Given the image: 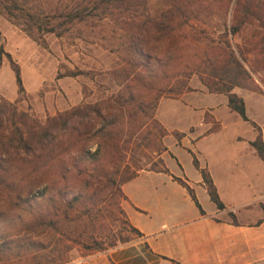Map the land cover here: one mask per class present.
<instances>
[{
	"label": "trees",
	"instance_id": "obj_1",
	"mask_svg": "<svg viewBox=\"0 0 264 264\" xmlns=\"http://www.w3.org/2000/svg\"><path fill=\"white\" fill-rule=\"evenodd\" d=\"M158 1L0 0V14L42 48L46 35L62 38L88 20L105 22L118 41L111 52L122 62L108 71L118 85L114 94L43 122L18 110L17 102L0 99V264H66L74 250L87 255L142 238L121 207L127 200L122 186L141 171L171 174L160 155L149 168L135 159L136 150L142 153L135 141L149 126L167 136L155 118L159 101L191 91L194 74L253 127L256 137L249 144L264 162L261 129L233 92L264 95V0H234L232 18L227 23L222 15L220 30L183 27L203 18L210 0ZM213 1L222 7L223 1ZM250 25H255L251 35H243ZM229 35H242L243 45L234 49ZM7 57L21 101L20 72ZM91 73L64 69L56 78ZM184 135L175 133L177 142ZM191 155L210 201L223 209L207 169ZM171 177L200 208L194 189Z\"/></svg>",
	"mask_w": 264,
	"mask_h": 264
},
{
	"label": "crops",
	"instance_id": "obj_2",
	"mask_svg": "<svg viewBox=\"0 0 264 264\" xmlns=\"http://www.w3.org/2000/svg\"><path fill=\"white\" fill-rule=\"evenodd\" d=\"M234 92L243 100L250 121L258 122L248 116L246 98L258 104V115L264 121V95L248 90L234 89ZM210 95L224 97V102L222 98L219 105L201 108L189 105L190 111L201 112L198 121L178 129L185 135L179 142L166 145L161 157L164 166L168 158L176 162V172L166 168L172 176L182 178L194 189L200 208L177 181L175 191L129 190V184L141 176L158 174L141 171L122 186L127 199L122 202V209L130 224L142 233V238L104 252L71 258L67 264H264V203L261 201L264 162L249 144L255 138L235 132L239 123L246 122L228 108L226 97L210 93L204 96ZM221 108L238 117L233 115L235 123L222 122L217 114ZM206 114L208 120H204ZM214 123L218 129L207 133ZM257 125L262 128L264 142V125L260 122ZM227 129L233 134L231 141L236 143L223 145L222 135ZM174 147H177V155ZM181 151L186 152L189 161L184 160ZM191 153L199 167L207 169L223 209H217L210 201L201 175L193 167ZM189 164L193 170L187 168ZM171 175L167 177L174 182Z\"/></svg>",
	"mask_w": 264,
	"mask_h": 264
},
{
	"label": "rangeland",
	"instance_id": "obj_3",
	"mask_svg": "<svg viewBox=\"0 0 264 264\" xmlns=\"http://www.w3.org/2000/svg\"><path fill=\"white\" fill-rule=\"evenodd\" d=\"M159 1L163 3L165 0ZM220 1H223L222 7L213 0H210L211 6L208 11L203 13V18L198 21H190L189 25L186 24L183 27L208 26V30H210V27L220 30V25L223 23L221 16L226 15L227 23L232 18L234 0ZM104 23L88 20L76 26L69 34L62 38L46 35V48H42L28 38L19 27L0 14V99L3 98L12 103L17 102L16 106L18 110L27 112L38 121L43 122L47 116H54L56 113L68 110L73 106H87L94 102L105 100L114 94L118 90V85L108 71L117 69L122 62L118 54L111 52L118 41L110 38L109 30L106 29V24ZM254 27L255 25L246 26L243 35L247 34V36H250ZM228 37L234 49L237 46L243 45L242 35L233 38L229 35ZM7 55H9L12 63L18 66L20 72L24 89V97L21 101H18L17 85ZM60 67L63 68L60 70ZM64 69L84 70L92 73L88 76L83 75L75 78H56L58 71L64 72ZM253 77L256 78L255 75ZM188 87L191 91L180 94L176 99L163 97L159 101L155 118L167 131V138L166 136L160 137L158 129L149 126L145 128L135 141L141 147L142 153H138V150H136L134 158L139 159L142 163H148V168L155 167V161L158 155L162 157V154L165 152L162 150L163 148H167L166 145H171L175 141L177 142L175 133H178V129H185L190 123L198 121L201 112L199 110L190 111L189 105L197 108L210 104L219 105L222 103V98L224 102V97L204 96L209 93L211 94V92L208 91L200 78L195 74L191 76ZM234 89H237V91L245 90L240 88ZM246 101L248 116L255 117L258 122L264 125L263 119L259 117L257 112L259 109L258 104L250 102L248 98H246ZM262 105H264V101H262ZM217 114L221 116L223 123L225 122L228 125H231L232 122L235 123L236 118L234 116L236 115L234 113L230 114L221 108L217 111ZM204 120H208V114H206ZM161 122H163L164 126ZM239 124L235 128V132L240 134L239 136L246 138L256 137V132L251 125L246 123ZM216 127L218 125L214 123L211 128L214 129ZM259 127L261 128V126ZM231 134V130L228 129L223 132V145L236 143L231 141L233 135ZM90 151H93V146L90 147ZM173 151L177 155V147H174ZM181 153L185 157L184 160L186 158L188 161L190 160L186 152L181 151ZM127 157L129 158L130 154ZM167 161L166 166L170 171L176 172V162L169 158ZM188 167L190 170H193L190 164ZM167 175L169 174L158 172L154 177L141 176L138 181L129 184V190L175 191L176 183L172 182ZM87 255H82L80 251L74 250L71 258Z\"/></svg>",
	"mask_w": 264,
	"mask_h": 264
},
{
	"label": "built area",
	"instance_id": "obj_4",
	"mask_svg": "<svg viewBox=\"0 0 264 264\" xmlns=\"http://www.w3.org/2000/svg\"><path fill=\"white\" fill-rule=\"evenodd\" d=\"M261 201L264 203V197H263V199Z\"/></svg>",
	"mask_w": 264,
	"mask_h": 264
}]
</instances>
